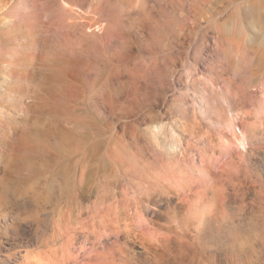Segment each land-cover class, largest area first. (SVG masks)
<instances>
[{"label": "rangeland", "instance_id": "1", "mask_svg": "<svg viewBox=\"0 0 264 264\" xmlns=\"http://www.w3.org/2000/svg\"><path fill=\"white\" fill-rule=\"evenodd\" d=\"M243 97L264 99V0H0V264H116L114 235L74 229L164 166L191 174L151 193L166 264H264V115L246 148L222 134Z\"/></svg>", "mask_w": 264, "mask_h": 264}, {"label": "bare ground", "instance_id": "2", "mask_svg": "<svg viewBox=\"0 0 264 264\" xmlns=\"http://www.w3.org/2000/svg\"><path fill=\"white\" fill-rule=\"evenodd\" d=\"M73 10L74 13L78 12L75 11V9ZM90 34L92 37H95L97 32L92 29V33ZM246 104L247 102H245L243 97L240 104L222 105L227 111L234 107L236 116L240 115L243 121L244 126L238 127L237 123L235 121L232 122L231 117L227 116V121H229V126L233 131L229 136L224 132L222 133L224 139L230 142L232 140V142L240 148H246L252 138L250 132L256 127L257 123L251 119H258L264 115V99L262 101L259 99L254 101L250 109L246 108ZM250 115H252V117H250ZM155 127L157 128L155 134H160L163 125L156 124ZM177 141L178 137H175L170 145L171 148L176 146ZM187 167L188 166H177V169H169L165 166L160 168L156 167L150 170L147 169V171L145 170L146 173H142L139 169H136L135 172L140 174V181L137 182L136 188L129 185L122 190V194L120 195H117V192H115V183L110 181L109 187L112 193L100 200V209L96 214L91 216V221L89 223L81 224L80 227L74 229L76 233L73 237L74 242L72 246L76 247L79 236L84 235L86 240L92 244L94 250L98 251V244L101 243L102 236H109L111 234L116 238L114 241L112 240L113 245L111 247V255L116 264H120L119 260L123 258L126 264H166L171 256V244L153 230V228L159 225V222L156 220L158 211L156 207H154L159 206V203L151 197V193L157 190L159 186L162 188V185H167L174 189L177 188L179 184L178 175H180V177L181 175L191 176L189 170H186ZM177 172L179 174H177ZM206 182L201 185H204ZM189 186H191V184H189ZM206 190L207 189L204 191L206 192ZM174 191L176 192V190ZM200 198L203 201L206 197L200 196ZM196 207V209L200 208V206L197 205ZM201 211L202 214L205 213V210ZM143 223H147V225L142 226ZM121 233V237L125 238L124 243L126 249L123 252L117 253L120 246V243L117 242V237ZM56 240L57 238L53 239L52 244L54 246L56 245ZM135 243H140V245L143 246V250L147 254L146 259H136L133 246L131 247L130 245ZM131 252L134 254H131ZM52 253L53 257L48 260V264L56 263V250H53ZM67 255L72 259L74 264L96 263V257L92 254H89V260L87 262L81 263L77 249L76 252H74L70 248L67 251ZM116 255H118V257H116ZM72 262H68L67 264H72Z\"/></svg>", "mask_w": 264, "mask_h": 264}]
</instances>
